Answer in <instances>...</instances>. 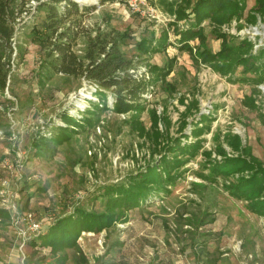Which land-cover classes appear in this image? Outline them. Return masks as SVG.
Listing matches in <instances>:
<instances>
[{"label": "rangeland", "instance_id": "374dc122", "mask_svg": "<svg viewBox=\"0 0 264 264\" xmlns=\"http://www.w3.org/2000/svg\"><path fill=\"white\" fill-rule=\"evenodd\" d=\"M43 1L27 4L14 36L8 86L0 91V206L11 212L9 220L0 218V264H55L51 248L32 240L61 216L104 211L110 193L154 163H162L169 177L165 189L125 211L122 222L82 232L77 247L61 251L65 264H264V197L257 199L251 186L239 195L231 189L254 173L245 160L264 167V82H253L258 74L246 70L253 64L223 72L198 52L204 45L217 54L226 40L234 49L248 41L253 55L264 54L257 0H246L242 13L217 32L205 19L204 44L198 36L186 40L192 51L181 46L187 19L166 1L74 0L97 7L66 24L84 31L73 48L77 55H85L90 37L114 28L127 33L121 49L128 57L169 71L147 74L143 110L124 114L114 111L110 92L104 106L85 77L42 68L48 52L38 38L47 34ZM170 1L175 9L183 2ZM162 34L166 50L138 49L143 39L158 44ZM66 116L77 123L68 125ZM59 126L67 128L66 139L54 143ZM44 136L49 142L39 148ZM215 163L223 170H214Z\"/></svg>", "mask_w": 264, "mask_h": 264}, {"label": "trees", "instance_id": "16d2710c", "mask_svg": "<svg viewBox=\"0 0 264 264\" xmlns=\"http://www.w3.org/2000/svg\"><path fill=\"white\" fill-rule=\"evenodd\" d=\"M163 1H166V6L171 12H177L179 19H187L188 28L180 32L181 46L191 51L192 48L186 40L198 36L203 42L201 44L205 42L204 28L200 27L205 19L209 18L212 21L213 30L217 32L219 25L231 21L240 15L246 7V0H196L193 4L190 0H183L186 5L182 2L175 9L174 2ZM28 2L29 0H0V91H4L8 86L14 54V36L22 17L27 13ZM190 2L194 13L189 15L186 9L191 6ZM62 3L63 6H61ZM257 3L256 9L264 14V0H257ZM39 7H44L46 11L43 27L47 33L38 35L39 43L48 49L47 57L42 61V68L69 76L85 77L97 88L96 94L101 95L104 106H108L107 93H112L114 97L113 109L117 113L141 112L144 108L142 101L144 94L150 89L151 84L146 75L164 72L165 77L169 73L168 69L163 70V67L145 59L142 61L140 57L138 61L128 57L121 49V44L125 41L127 33L114 28L106 32L100 31L96 36L90 37L86 53L80 57L73 48L76 39L84 31L78 23L66 24L73 17L80 18L95 11L96 5H84L74 0H44ZM254 20V16H252L251 21ZM65 25L66 27L62 29ZM167 40L168 37L163 34L158 44L143 39L138 44V49L142 53L160 52L166 50ZM232 48L224 40L217 54L205 49L204 45L198 49V52L202 54L205 62L213 60L218 70L223 72L228 69L233 70L237 64L244 66L253 64L246 69L253 68L258 74L253 82L260 80H263L260 82H264V61L259 64L255 63L259 57H264L263 52L253 55L251 53L252 45L248 41L240 42L238 49ZM219 58L224 59L222 64H217ZM140 66L145 69L140 71ZM130 69H136L138 73L134 74ZM91 107L97 110L102 108L96 104ZM65 122L68 125L77 123L69 116L65 117ZM65 129L67 128L63 126L56 128L58 132H56V136H53L54 143H60L66 139ZM48 142V137L44 136L37 141V146L42 148L41 146H47ZM176 146L178 147L180 144H176ZM159 164L162 163L148 165L147 170L141 172L137 178L134 177L128 186L119 187L116 195L110 193L106 199L104 211L79 209L73 214L61 216L47 231L33 239L32 244L50 247L55 264H65L67 254H61V251L77 247L78 238L82 232H98L102 228L122 222L127 218L125 211L141 206L146 197L165 189V175L161 172ZM244 165L254 169V173L250 181L243 179L233 184L231 186L232 193L239 195L247 191L245 187L251 186L256 198L261 199L264 197V167H260L262 164H257L256 160H245ZM224 166L215 163L213 169L222 171ZM167 176L165 178H169ZM0 218L9 220L11 218L9 209L0 206ZM82 262L86 263L87 261L83 259Z\"/></svg>", "mask_w": 264, "mask_h": 264}, {"label": "built area", "instance_id": "2783aa9c", "mask_svg": "<svg viewBox=\"0 0 264 264\" xmlns=\"http://www.w3.org/2000/svg\"><path fill=\"white\" fill-rule=\"evenodd\" d=\"M28 222L30 223V226L33 228V229H39L40 225L39 223L35 222L33 218H29Z\"/></svg>", "mask_w": 264, "mask_h": 264}]
</instances>
